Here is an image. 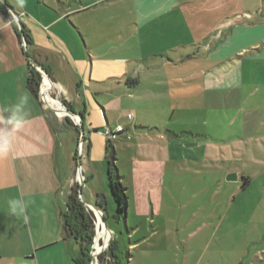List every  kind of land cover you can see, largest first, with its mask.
Wrapping results in <instances>:
<instances>
[{
	"label": "crops",
	"instance_id": "crops-1",
	"mask_svg": "<svg viewBox=\"0 0 264 264\" xmlns=\"http://www.w3.org/2000/svg\"><path fill=\"white\" fill-rule=\"evenodd\" d=\"M4 1L12 11L0 2L8 12L7 16L0 11V264H76L79 246L74 237L66 235L62 219L68 202L66 189L72 181L68 183V173L75 166L74 151L57 139L46 107L28 87L34 67L31 60L49 73L59 89H54L57 99L82 116L84 129L89 132L84 140L90 158L94 148L90 133L105 125L102 114L105 127L113 128L107 114L118 98L117 92H128L131 100L137 98L131 87L119 90L117 62L136 61V65L146 60L141 57L144 54L160 56L165 79L154 82L159 93L146 99L169 98L172 94L178 97L181 78L196 79L199 75L208 98L210 92L223 94L248 87L253 93L256 82L252 77L261 65L264 75V6L249 12L243 9L244 0H133V22L123 29L131 25L135 33L122 46L126 51L136 48L138 57L131 60L124 57V49L118 52L115 30L109 22L96 20V15L85 19L84 13L93 3ZM11 12L18 21L12 20ZM19 22L30 37L27 50L22 48ZM99 33L104 37L96 36ZM207 50L215 51L203 60L210 66L208 63L202 69L203 64H191L198 59V52L206 54ZM167 56L173 59H164ZM231 62L236 63L231 67ZM184 65L192 70L181 76L189 68H181ZM124 70L125 76L140 77L134 66ZM153 76H159L158 72ZM132 116L133 122L127 118L130 139L141 137L148 126L141 117ZM13 118L19 126L9 123ZM127 140L118 142V150H130L125 146ZM132 162L136 168L150 166L136 159ZM155 179L151 178L153 182ZM137 181L143 180L136 178L135 188ZM10 201L25 204L23 214L12 213Z\"/></svg>",
	"mask_w": 264,
	"mask_h": 264
},
{
	"label": "rangeland",
	"instance_id": "rangeland-1",
	"mask_svg": "<svg viewBox=\"0 0 264 264\" xmlns=\"http://www.w3.org/2000/svg\"><path fill=\"white\" fill-rule=\"evenodd\" d=\"M81 2L85 5L93 3L88 7L90 10L84 13L85 19L96 15V20L109 22L115 30L118 52L125 50L122 49L125 40L135 33L131 25L123 29L133 22V0ZM243 2L244 11L249 12L264 6V0ZM13 17L12 20H15ZM99 34L96 36L104 37V33ZM130 43L135 46L134 41ZM208 53L214 54L215 51L207 50L206 54L198 52V59L191 64H203L200 68L204 69L209 63L203 61ZM144 55L141 57L146 60L142 59L141 64L125 60L117 62L115 72L119 90L131 87L137 98L131 100L128 92L118 91V98L107 114L113 128L123 125L126 131L129 114L148 123L141 131V137L130 139L128 132L120 137L129 139L125 146L129 145L133 151L123 149L121 152L118 150L120 138L110 144L106 137L94 130L90 133L94 136L91 157L88 158L86 140L82 142L80 155L81 136L76 121L60 114L52 106L56 113L49 109L51 104L45 97L47 92L43 94L44 102L40 97V87L38 89L40 102L54 123L57 139H61L65 148L74 151V170L68 173V183L72 179L71 186L66 189L68 193L65 195L69 200L70 194L74 191L79 193L81 187V195L78 194L77 198L88 210L94 232L90 264L95 258L97 264H115L110 254L111 245H114V253L122 264H264L262 65H258V71L252 77L256 82L253 93L246 87L223 94L221 91L210 92L208 98L203 78L198 74L196 79L181 78L178 97L172 94L169 98L163 96L157 100L146 98L159 93L154 82L165 79L161 71L166 68L161 66L160 56ZM124 57L131 60L137 58L136 48L125 50ZM164 59L173 58L167 56ZM235 63L231 62V67ZM133 66L140 71V77L125 76L124 69ZM184 67L189 65L181 66ZM191 70L189 67L181 76ZM157 72L160 77L153 76ZM139 81L142 85L134 88ZM131 82H135L134 85ZM45 83L48 91L46 79ZM57 94L53 89L49 95L57 99ZM59 101L63 104L62 100ZM102 118L106 125L103 114ZM105 125L99 128L103 129ZM88 135L85 129L84 138L87 139ZM78 157L84 176L81 186L75 160ZM135 159L150 166L136 168L132 162ZM157 163L158 166H154ZM110 173L113 180L120 178V183L127 188L126 215L117 213ZM232 174H238V180L228 181V176ZM152 177H156L157 181L153 182ZM136 178L143 181H137L135 188ZM99 203L101 206H98ZM86 204L100 210L101 218L96 209H89ZM66 205L64 213L67 212ZM103 219H106L105 224ZM103 227L109 232L108 242L104 237L99 238Z\"/></svg>",
	"mask_w": 264,
	"mask_h": 264
},
{
	"label": "trees",
	"instance_id": "trees-1",
	"mask_svg": "<svg viewBox=\"0 0 264 264\" xmlns=\"http://www.w3.org/2000/svg\"><path fill=\"white\" fill-rule=\"evenodd\" d=\"M0 11L8 16V12L5 10V7L2 4H0ZM16 29L18 30L17 26H16ZM20 32H23L27 45H30L31 44L30 37L26 34L24 27H23V31H20ZM19 36L21 39L22 36L21 35ZM45 79L48 82L49 93L53 89H56L57 91H59V89L55 86V84L47 76H45ZM39 82H40L39 73L34 67H31L30 77L28 79V87L37 97H38ZM63 104L69 110L74 111L71 108V106H69L65 101H63ZM59 113L62 114L61 112ZM67 121H70V119L67 118ZM108 143L110 142L108 141ZM111 175L113 174L110 173V180H111L110 186L112 189V194L118 205L117 213L126 215L127 210H128V198L126 196L127 189L120 183L119 181L120 178L117 177V181H116L112 179ZM78 194L79 193L77 191H74L73 193L70 194L69 200L66 205L67 212L65 213L62 212L64 231L66 235L72 236L77 240L79 251H80V256L76 258L75 260L76 264H90L91 262L90 252H91V248L93 244V237H94L93 226H92V222L90 221L88 210L86 209L85 205L81 203V201L77 198ZM98 206H101V204L99 203ZM113 247L114 245L110 246V254L112 258L114 259V263L118 264V259L114 253Z\"/></svg>",
	"mask_w": 264,
	"mask_h": 264
},
{
	"label": "water",
	"instance_id": "water-1",
	"mask_svg": "<svg viewBox=\"0 0 264 264\" xmlns=\"http://www.w3.org/2000/svg\"><path fill=\"white\" fill-rule=\"evenodd\" d=\"M0 2L4 5V6H6L10 11H12V9L6 4V2L4 1V0H0ZM11 14L12 15H16V14H14L13 12H11ZM19 24V26H20V30L21 31H23V26H22V24L19 22L18 23ZM21 36L24 38V34H23V32H21ZM31 64L35 67V68H41L42 69V71H43V74H41L40 75V82H39V87L41 86V85H43V81H44V78H45V76H47L49 79H50V77H49V74H48V72L44 69V68H42V66L41 65H39L38 63H36V62H34V61H32L31 60ZM44 76V77H43ZM51 80V79H50ZM64 107H66L65 105H64ZM66 109H67V117H69L71 120H74V118L73 117H77V118H79V120L76 122L77 123V125H78V127H79V134H80V136H81V142H80V145H82V142L84 141V135H85V129H84V126H83V118H82V116H80L79 114H77L76 112H74V111H71V110H69L67 107H66ZM53 111V110H52ZM75 121V120H74ZM77 167H78V173H79V180H80V186L81 185H83V183H84V176L82 175V173H81V159H80V157H78L77 158ZM227 180L228 181H235V180H238V174H232V175H230V176H228V178H227ZM81 187L79 188V194L81 195ZM86 206H87V208H89V209H92V208H94V209H96L94 206H92V205H90V204H86ZM97 210V209H96ZM93 211V210H92ZM97 212L102 216V212L100 211V210H97ZM103 222H104V224H105V220L103 219ZM94 249V248H93ZM93 254H94V251H93ZM94 257H95V255H94ZM91 264H97V261H96V258L94 259V260H92V263Z\"/></svg>",
	"mask_w": 264,
	"mask_h": 264
},
{
	"label": "built area",
	"instance_id": "built-area-1",
	"mask_svg": "<svg viewBox=\"0 0 264 264\" xmlns=\"http://www.w3.org/2000/svg\"><path fill=\"white\" fill-rule=\"evenodd\" d=\"M16 21H18V18L17 17H13ZM22 47L24 49H27V43H26V40L23 38L22 39ZM37 72L40 73V74H43V71L41 68H36ZM44 77V76H43ZM42 86H40V97L43 99L44 101V95H43V91H42ZM50 94V93H49ZM42 95V96H41ZM45 102V101H44ZM132 115H128V119L131 120L132 119ZM96 132L100 135V136H104L108 139L109 142H115L117 140H119V138L125 134L126 132V127H124L123 125H118L117 127L115 128H112V127H105L103 129H99V130H96ZM79 150H80V155H81V151H82V145L79 146Z\"/></svg>",
	"mask_w": 264,
	"mask_h": 264
},
{
	"label": "bare ground",
	"instance_id": "bare-ground-1",
	"mask_svg": "<svg viewBox=\"0 0 264 264\" xmlns=\"http://www.w3.org/2000/svg\"><path fill=\"white\" fill-rule=\"evenodd\" d=\"M46 88H47V87H46V83H45V80H44V81H43V86H42L43 94H46V92H47V96H46V97H47L48 101L50 102L51 106H52L55 110L61 112L63 115H67L68 113H67V109H66V107H64V105H63L59 100H57V99L51 97V96L49 95V92L47 91ZM73 118H74V120H75L76 122L79 120V118H77V117H73ZM97 214H98L99 218H101V215H100L99 213H97ZM98 235H99V238L104 237V239L106 240V242H108V239L110 238L109 232H108V230L106 229V227H103V229L100 231V233H99ZM97 249H98V247H97ZM100 249H101V248H100Z\"/></svg>",
	"mask_w": 264,
	"mask_h": 264
},
{
	"label": "clouds",
	"instance_id": "clouds-1",
	"mask_svg": "<svg viewBox=\"0 0 264 264\" xmlns=\"http://www.w3.org/2000/svg\"><path fill=\"white\" fill-rule=\"evenodd\" d=\"M22 100H26V98H22ZM9 123H16L17 126H19L18 121L15 120V118H13V120H10ZM7 144V141H5V145ZM10 207H11V211L14 214H23L24 212V208L26 207L25 204H23L20 201H10ZM25 222H27L28 217L25 216L24 217Z\"/></svg>",
	"mask_w": 264,
	"mask_h": 264
},
{
	"label": "flooded vegetation",
	"instance_id": "flooded-vegetation-1",
	"mask_svg": "<svg viewBox=\"0 0 264 264\" xmlns=\"http://www.w3.org/2000/svg\"><path fill=\"white\" fill-rule=\"evenodd\" d=\"M35 68V67H34ZM36 69V68H35ZM39 75H41L40 73H39ZM44 80H45V78H44Z\"/></svg>",
	"mask_w": 264,
	"mask_h": 264
}]
</instances>
